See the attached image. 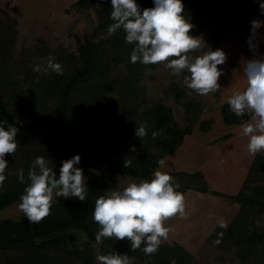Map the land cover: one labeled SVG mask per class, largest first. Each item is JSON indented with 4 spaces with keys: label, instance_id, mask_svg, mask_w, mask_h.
I'll list each match as a JSON object with an SVG mask.
<instances>
[{
    "label": "trees",
    "instance_id": "obj_1",
    "mask_svg": "<svg viewBox=\"0 0 264 264\" xmlns=\"http://www.w3.org/2000/svg\"><path fill=\"white\" fill-rule=\"evenodd\" d=\"M141 8L153 7V0H136ZM184 16L197 35L206 24L210 27L212 50L220 47L229 25L250 27L252 17L261 16L254 0H183ZM75 10L93 8L96 22L91 31L94 39L80 44L76 51H39L40 56L52 54L63 69L40 74L33 71L37 63L18 60L12 68L7 60L12 55L14 23H0V120L16 123L18 149L6 155L8 167L0 188V209L20 201L27 186L17 178L18 170L28 172L37 156H43L59 176L62 161L79 154L77 167L96 168L101 173L150 180L166 155L177 150L190 125L181 126L173 109L162 98H151L142 85L146 69L139 62H130L132 44L125 43L121 30L107 34L111 20V0H76ZM105 34V35H104ZM122 75H114L118 68ZM117 73V72H116ZM187 92L194 91L172 82L165 95L172 96L184 112L199 105ZM227 125L245 122L249 114L236 116L229 105L220 108ZM8 124L4 127L7 129ZM146 125L143 140L135 136V129ZM208 131V120L199 122ZM153 131L158 135L153 138ZM88 138H100L103 145L101 159H87L82 151ZM134 149V151H133ZM125 160L131 168L123 166ZM176 191L209 192L205 176L199 171L175 172ZM85 201L69 197L52 202L50 215L40 223H29L26 216L18 220H0V264H97L98 255L119 253L134 258V264H193V255L179 244L162 242L155 255H145L141 249L131 251L127 240L96 241L99 225L92 219L96 198L105 194L104 183L96 178L87 183ZM214 194L218 192L211 191ZM239 208L226 227L215 226L206 243L222 250L234 249L242 264H264V153L253 157L241 186L233 195L225 194ZM224 195V196H225ZM220 239L219 244L213 241Z\"/></svg>",
    "mask_w": 264,
    "mask_h": 264
},
{
    "label": "clouds",
    "instance_id": "obj_2",
    "mask_svg": "<svg viewBox=\"0 0 264 264\" xmlns=\"http://www.w3.org/2000/svg\"><path fill=\"white\" fill-rule=\"evenodd\" d=\"M264 14V0H256ZM153 7L141 8L136 0H111V20L107 34L118 31L125 33V43L134 45L130 62L149 66L162 64L171 74L183 77L184 86L197 95L208 96L220 90V77L224 74L219 66L228 59L223 49L212 50L203 36L191 35L194 25L184 16L183 0H153ZM264 21L253 18L250 21V35L247 38L249 51L254 57L246 60L243 68L247 83L243 91L228 98L230 110L236 116L246 113L253 116L254 123L243 124L242 134L249 138L248 152L255 156L264 153V56L258 55L259 29ZM208 49L207 51H203ZM203 51V54L200 55ZM33 71L48 74H63L59 63L49 59L45 64L35 65ZM0 120V188L6 180L8 161L6 155H14L18 149L16 123ZM158 132L153 131L155 138ZM135 136L143 140L147 136L146 125L135 129ZM134 151V149H133ZM79 154L62 161L57 178L43 156H37L28 172L20 169L17 178L26 183L20 197L19 210L29 223H40L50 215L53 198L74 197L87 199L88 188L83 169L77 167ZM123 166L131 168L132 162L125 160ZM178 182L161 171H155L150 180L129 183L123 189L118 187L105 191L96 198L92 211L93 221L99 225L96 241L103 239L127 240L132 252L141 249L145 255H155L161 243L168 239L170 228L165 222L185 212L184 196L176 191ZM220 227H226L221 221ZM221 241L217 239L214 244ZM97 264H134V258L127 254H107L96 257Z\"/></svg>",
    "mask_w": 264,
    "mask_h": 264
},
{
    "label": "rangeland",
    "instance_id": "obj_3",
    "mask_svg": "<svg viewBox=\"0 0 264 264\" xmlns=\"http://www.w3.org/2000/svg\"><path fill=\"white\" fill-rule=\"evenodd\" d=\"M74 1L76 0H0V23L9 19L14 22L9 28L14 36L12 55L6 62L7 66L12 68L14 64L19 63V59L37 65L45 64L49 59L56 62L51 53L40 56L36 53V48H39V51L56 52L62 47L76 51L86 40H96L95 36L91 35L96 22L94 9L75 10L71 7ZM253 18L264 21V14ZM259 32L261 38L258 55L264 56V27L260 28ZM197 33L193 36H203L210 45V27L207 24ZM249 35L250 27H227L219 47L228 56L226 63L219 66L224 72L219 79L221 88L208 96H195L187 92L188 98L199 102L198 106L187 112L175 103L172 96L164 93L172 82L181 85L187 73L176 77L162 64H157L146 69L142 75L141 83L146 87L148 95L153 99L162 98L171 106L180 125H190L192 128V132L183 138L180 147L166 155L155 171L169 175L175 172L199 171L204 174L208 187L209 192L189 190L183 194L184 215H177L165 222V226L171 230L168 239L163 242L182 244L184 247L180 246L187 248L193 255V264H242L233 248H215L206 243V238L215 226H220L221 221L227 226L236 214L239 205L225 194L233 195L237 192L254 157L248 152L249 138L242 134L241 128L243 124L254 123L253 116L249 114L247 120L241 124L227 125L222 121L220 113L221 106L229 105L228 98L246 87L247 80L243 68L246 60L256 55L249 51ZM203 51L199 54L202 55ZM124 73L120 67L114 71V75ZM202 120L210 122L208 131H202L198 127ZM102 145L103 140L100 138H88L82 156L100 160ZM81 168L86 177V184L99 178L104 183L105 191L116 187L123 189L129 183L143 180L101 173L96 168ZM63 198L54 197L52 202ZM19 203L20 201H17L0 209V220H18L23 217L24 214L18 208Z\"/></svg>",
    "mask_w": 264,
    "mask_h": 264
},
{
    "label": "crops",
    "instance_id": "obj_4",
    "mask_svg": "<svg viewBox=\"0 0 264 264\" xmlns=\"http://www.w3.org/2000/svg\"><path fill=\"white\" fill-rule=\"evenodd\" d=\"M185 193H187V192H185ZM185 193H184V194H185ZM180 245H182V244H180ZM182 246H183V245H182ZM183 247H184V246H183ZM186 249H187V248H186Z\"/></svg>",
    "mask_w": 264,
    "mask_h": 264
}]
</instances>
